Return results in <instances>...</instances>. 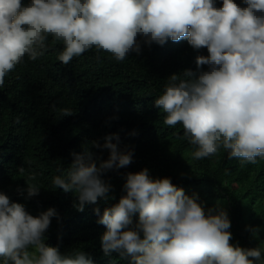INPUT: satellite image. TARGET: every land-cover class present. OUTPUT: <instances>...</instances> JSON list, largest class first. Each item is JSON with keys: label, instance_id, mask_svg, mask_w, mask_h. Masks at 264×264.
Instances as JSON below:
<instances>
[{"label": "clouds", "instance_id": "1", "mask_svg": "<svg viewBox=\"0 0 264 264\" xmlns=\"http://www.w3.org/2000/svg\"><path fill=\"white\" fill-rule=\"evenodd\" d=\"M49 36L62 42L57 59L64 65L93 48L117 61L139 55L142 43L163 46L169 39L206 48L208 55L195 62L207 70L172 74L155 99L166 113L164 124L182 126L183 138L195 146L193 159L221 148L230 159H264V0H0V87L26 55H44ZM113 139L119 141L118 134L106 136L103 145L92 142L109 150L99 166L88 150L72 153L67 177L53 179L54 188L75 194L78 211L107 199L112 186L104 173L133 162V152L121 151ZM33 180L23 190L28 198L41 188ZM123 190L97 221L106 227L105 255L119 253L131 264H264V249L230 243L226 210H205L170 178H153L145 168L127 173ZM54 216V208L33 216L0 192V264H93L81 250L62 254L45 243Z\"/></svg>", "mask_w": 264, "mask_h": 264}, {"label": "trees", "instance_id": "2", "mask_svg": "<svg viewBox=\"0 0 264 264\" xmlns=\"http://www.w3.org/2000/svg\"><path fill=\"white\" fill-rule=\"evenodd\" d=\"M45 43L44 55L36 60L26 55L0 87V192L33 216L56 210L58 218H51L45 233L48 246L62 254L81 250L93 264H131L130 257L104 254L106 227L97 221L126 194V174L147 168L153 178L168 177L186 195L195 196L205 210H226L231 244L264 249V159H230L223 148L214 156L193 159L195 146L183 138L182 126L165 125L166 113L154 104L172 74L183 78L186 69L197 75L207 70L195 62L197 56L208 55L206 48L193 49L185 39H169L163 46L142 43L139 55L129 53L123 61L93 48L64 65L57 59L62 42L49 36ZM111 134H118L119 141L112 142L121 151L133 152V162L104 173L101 178L112 186L107 199L98 198L78 211L75 194L54 188L53 179L67 177L72 153L88 150L99 166L109 150L92 142L103 145ZM30 176L41 188L28 198L23 190ZM137 221L138 213L133 215Z\"/></svg>", "mask_w": 264, "mask_h": 264}]
</instances>
